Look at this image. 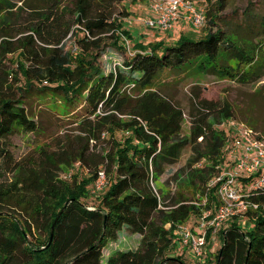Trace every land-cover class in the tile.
Instances as JSON below:
<instances>
[{
  "label": "trees",
  "instance_id": "16d2710c",
  "mask_svg": "<svg viewBox=\"0 0 264 264\" xmlns=\"http://www.w3.org/2000/svg\"><path fill=\"white\" fill-rule=\"evenodd\" d=\"M116 1L32 8L22 20L15 17V4L0 0V264H102L104 249L124 229L141 237L139 247L113 251L105 264H185L166 257L176 244L174 228L190 220L196 224L208 211L211 221L220 205L219 186L209 184L222 170L229 137L217 126L234 114L198 94L186 111L163 91V76L255 83L264 77L259 60L264 43L242 46L237 35L218 27L227 0H216L206 11L209 31L198 40L181 35L174 44L135 42L120 19L129 13L118 18ZM70 39L75 52L67 49ZM109 49L125 58L107 72L101 58ZM34 90L59 95L65 115L79 106L85 113L77 121L76 141L53 153L40 148V163L24 166L7 139L17 128L38 132L18 97ZM104 135L107 147L100 155L94 149ZM187 147L192 156L185 170L195 195L207 196L206 206L182 194L169 198L155 188ZM74 163L83 171L69 184L61 181L60 172ZM101 170L109 188L97 207L90 206L86 200ZM254 180L243 178L245 189ZM248 200L258 205L244 213L248 226L229 224L219 233L222 246L215 259L198 264H264V188L252 191ZM211 235L210 230L208 241Z\"/></svg>",
  "mask_w": 264,
  "mask_h": 264
},
{
  "label": "rangeland",
  "instance_id": "374dc122",
  "mask_svg": "<svg viewBox=\"0 0 264 264\" xmlns=\"http://www.w3.org/2000/svg\"><path fill=\"white\" fill-rule=\"evenodd\" d=\"M8 1L16 5L13 10L15 17H20L24 20L27 17L28 12L32 8H46L52 4L57 6L72 8V0H2ZM195 3L196 7L207 11L211 8L212 4L216 0H191ZM22 9V11H21ZM116 16L120 18L123 12L129 13V17L120 18L124 24V28L132 34L135 42L143 41L145 43H151L164 40L167 44H174L181 35L189 37L191 40H198L205 36L209 31V25L207 24L201 29H194L186 19L179 20L173 31L163 33L159 30H152L146 26V22L156 17V14L150 10L149 0H117L115 5ZM219 16L222 17L219 22V26L228 34L234 33L239 39V43L242 46H247L249 43L252 47L258 46L259 43H264V0H227V7ZM242 40V41H241ZM134 43L129 42V47H132ZM67 49L75 52V41L70 39L66 43ZM249 46V47H251ZM251 47V48H252ZM263 51L259 55L260 62H264V45ZM125 56L112 49L102 56L106 71H110L115 65L123 63ZM163 91L175 99L179 105L188 111L192 100L198 94L201 99L213 102L218 105L219 108L229 106L232 110L234 119L249 129H252L258 135L264 137V77L255 83L240 84L231 80H221L212 76L198 75L196 77H188L183 74H166L163 76ZM18 97L21 98L24 103V107L27 109L29 116L35 122H37L39 130L37 133H26L22 129L17 128L12 136L7 139V143L10 146V150L14 159L24 164V166L34 165L37 166L41 161L40 148H45L51 153L59 150L60 144H65L69 141H76V136H79L77 128V121L80 116L85 113L83 106H79L77 109L72 108L71 114H63L62 100L59 95L53 92H40L34 90L30 93L19 92ZM185 122L183 126V134H187L190 129V123ZM231 119V118H230ZM229 120V119H228ZM228 120H223L217 128L224 130L227 135L233 136L230 128H227L226 124ZM123 135L119 134L121 138ZM106 135L102 138L104 139ZM106 139L99 145V148L94 149L95 152L102 155L103 149H106ZM94 142H92L93 144ZM192 156L190 147H187L180 160L167 169L165 175L155 184L156 189H161L163 195L169 198H175L179 194L192 199L193 203L204 204L207 202L202 196H196L195 190L191 184V177L189 176L185 166L187 161ZM231 160L225 157V161L221 165L222 168L231 166ZM87 169V168H85ZM83 170L80 168V163H74L72 166L62 170L59 174L61 181L65 183H71L74 175ZM177 172L176 179H173V175ZM107 175V174H106ZM12 178V177H11ZM108 178V176H107ZM109 178L105 191L109 188ZM92 187L90 189L92 190ZM104 191V192H105ZM90 198L86 200L90 206L97 207L99 205V197L101 194H93L90 192ZM208 201V200H207ZM210 216H211V211ZM244 212L241 207L236 206L234 209V215L229 217L228 220L221 226L218 233L211 235L206 248L205 257L215 259L217 251L222 246V238L220 231L228 227L229 224L236 221L245 227L248 226L249 220L244 217ZM207 213V212H204ZM203 213V214H204ZM207 216L206 218L208 219ZM195 224L194 220L187 221L183 224H178L174 228L176 235V244L168 252L166 257L169 258H182L185 264H198L199 259L184 247L181 243V235H179V227H188L192 230L194 235H201L204 229H200L199 224L204 223L208 226V220L200 221ZM166 228H170L167 226ZM207 230V229H206ZM36 236H40L41 232L34 231ZM45 236L44 234H42ZM141 237L139 235L132 234L130 231L124 229L119 233V238L115 242H111L103 251L102 264H105L109 255L113 251H130L136 250L139 247ZM172 264H179L174 262Z\"/></svg>",
  "mask_w": 264,
  "mask_h": 264
},
{
  "label": "built area",
  "instance_id": "2783aa9c",
  "mask_svg": "<svg viewBox=\"0 0 264 264\" xmlns=\"http://www.w3.org/2000/svg\"><path fill=\"white\" fill-rule=\"evenodd\" d=\"M149 3L150 10L156 14L154 19L146 22L149 29L168 33L174 30L182 18L196 30L206 25V11L196 7L191 0H149ZM226 126L233 135L230 137L228 135L229 140L225 148L232 165L222 168L219 175L209 184V188L219 186L217 195L220 205L208 226L204 223L199 224L200 229H204L201 235H194L188 227H179L181 243L200 261L205 258L208 232L211 230L213 235L218 233L228 218L234 215L236 206L241 207L244 213L250 208L257 209L258 205L249 201L248 197L252 191L264 188V138L232 118L228 120ZM249 177H255V180L249 185V189H245L242 179ZM107 180L106 172L101 170L91 192L104 193ZM204 200L207 202V196ZM207 216H210V212L204 213L200 221L208 220Z\"/></svg>",
  "mask_w": 264,
  "mask_h": 264
},
{
  "label": "water",
  "instance_id": "95a60500",
  "mask_svg": "<svg viewBox=\"0 0 264 264\" xmlns=\"http://www.w3.org/2000/svg\"><path fill=\"white\" fill-rule=\"evenodd\" d=\"M58 219H59V216L56 218V221H55L54 225L52 226V234H51V239H50V242L52 241V238H53V233H54V229H55V225H56V223H57Z\"/></svg>",
  "mask_w": 264,
  "mask_h": 264
}]
</instances>
